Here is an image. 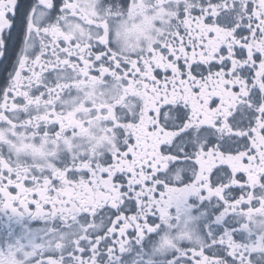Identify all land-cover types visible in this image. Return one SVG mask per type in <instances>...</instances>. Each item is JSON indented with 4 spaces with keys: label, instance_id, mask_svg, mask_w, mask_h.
Returning <instances> with one entry per match:
<instances>
[{
    "label": "snow or ice",
    "instance_id": "snow-or-ice-1",
    "mask_svg": "<svg viewBox=\"0 0 264 264\" xmlns=\"http://www.w3.org/2000/svg\"><path fill=\"white\" fill-rule=\"evenodd\" d=\"M0 264H264V0H0Z\"/></svg>",
    "mask_w": 264,
    "mask_h": 264
}]
</instances>
